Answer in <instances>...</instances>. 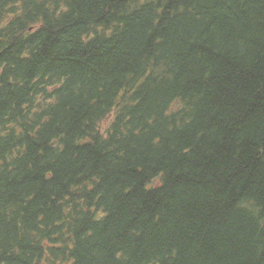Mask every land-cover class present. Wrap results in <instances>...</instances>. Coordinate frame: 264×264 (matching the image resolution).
I'll list each match as a JSON object with an SVG mask.
<instances>
[{"label": "trees", "instance_id": "16d2710c", "mask_svg": "<svg viewBox=\"0 0 264 264\" xmlns=\"http://www.w3.org/2000/svg\"><path fill=\"white\" fill-rule=\"evenodd\" d=\"M0 264H264V0H0Z\"/></svg>", "mask_w": 264, "mask_h": 264}]
</instances>
